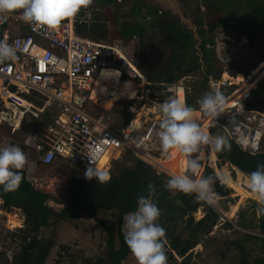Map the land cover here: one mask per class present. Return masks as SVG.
Here are the masks:
<instances>
[{
  "label": "trees",
  "instance_id": "16d2710c",
  "mask_svg": "<svg viewBox=\"0 0 264 264\" xmlns=\"http://www.w3.org/2000/svg\"><path fill=\"white\" fill-rule=\"evenodd\" d=\"M180 1L185 4L188 0ZM199 1L205 8L215 12H222L230 7L235 8V11L225 12L222 17L213 13L218 19L215 20V18L213 22L206 23L208 29L203 22H200L198 40L194 32L183 25L178 17L158 7H153L143 0H133L134 22L128 30L130 34L128 37L139 39L134 61L151 84H171L183 77H194L200 74L203 77L202 86L209 90L210 78L221 76L213 70V34L217 28L238 29L235 33L238 42L243 39L251 43L264 41V0ZM237 9H240L242 13H238ZM98 28L96 24L91 25L94 36L108 39L109 36L106 33L102 34L103 29ZM83 31L85 30L76 29L78 35L84 36ZM258 66V63H254L250 66V70L254 71ZM204 67L207 68L206 73L203 71ZM263 77L264 64L250 81L258 82ZM123 80L127 78L124 77ZM136 91V87L130 80L120 83L118 72L105 70L95 88L93 99L103 100L112 96L105 103L110 107L120 99L134 97ZM196 98L198 96L192 97L191 95L187 98V105L195 110L198 107L195 103ZM245 108L248 111L264 112V80L257 88L251 90L245 101ZM117 112L122 115V125L126 126L131 117L124 110H117ZM195 114L197 113L194 112ZM48 115L49 113H46L44 116L42 130L48 126ZM229 142L230 151H215L220 165L230 163L247 176L256 170L258 164H264V154L252 155L235 142L231 140ZM22 149L24 151L27 147ZM125 151L122 160L116 161V168L106 184L98 183L96 178L88 180L73 175L69 181L67 205L61 210L50 205L51 202L60 203L56 196L37 189L34 182L28 179L27 170L23 172V180L17 191L5 193L0 187L3 210L8 213L21 210L25 217L24 228L17 229L23 240L20 252L11 261L5 259L0 253V264H46L50 253L56 246V235L54 234L47 240L42 239V229L56 225L60 221L81 218L94 220L103 227L106 233L107 253L104 256L95 259L86 258L83 262L77 263L74 262L75 256L70 255L71 248L62 245V250L54 264H63L62 253L71 256L70 264H123L131 255L124 241L123 217L137 209V197L147 195L149 183L155 185L158 193L155 202L161 209L158 223L166 229L168 264H197L198 254L195 249L214 234L215 228L222 223V214L214 207H209L206 209L205 216L196 221L193 215L201 205V201L196 200L195 194L185 195L181 192L173 194L165 187L167 180L172 176L159 172L151 164L142 160L133 150L127 148ZM209 175L216 177L215 191L219 196H227L232 192L221 183L215 169L206 165L202 177ZM221 175L225 181L223 172ZM255 206L258 204L255 203ZM101 212L111 213V219L116 222V226H111L108 221L100 217ZM247 213L248 210L240 212V227L246 232L256 230L263 237L245 233L239 240H233L230 244L240 252L241 264H264V254L254 257L252 255L254 250L246 245L248 241H255L264 253V215L255 221L252 217L246 216ZM253 215L256 217V210ZM222 224L221 227L231 226L228 221ZM254 226L255 229H253Z\"/></svg>",
  "mask_w": 264,
  "mask_h": 264
},
{
  "label": "built area",
  "instance_id": "2783aa9c",
  "mask_svg": "<svg viewBox=\"0 0 264 264\" xmlns=\"http://www.w3.org/2000/svg\"><path fill=\"white\" fill-rule=\"evenodd\" d=\"M21 30L27 33L15 35ZM35 38L48 42L61 54ZM5 39L9 44H18V51L14 59L0 64V102L21 109V114L35 109L23 95L36 101L48 98L57 102L61 114L54 117L56 126L50 127L51 148L44 152L42 164L52 166L58 158L66 159L76 171H84L83 179L90 167L103 171V160L125 148L145 161L149 156L156 158L154 153L160 149L157 132L162 119L159 104L169 97L183 99L187 104L192 90L186 86L191 77L171 84H151L134 57L126 55L113 41L78 35L74 21H64L54 31L33 30L19 13L10 14L0 24V40ZM104 70L118 72L119 82L125 77L135 84L136 95L120 109L131 117L126 126L116 127L112 114L115 104L109 114L90 111L92 105L99 106L101 101H95L93 93ZM243 82L228 75L211 77L209 91L219 90L226 98L223 112L213 118L200 111L198 104L194 112L199 114L197 122L211 134L217 131L252 155L264 154V112L246 110L245 101L252 88L248 81ZM118 115L123 122L122 115ZM144 144L149 146L148 150L143 148ZM38 147L43 151V147ZM198 155L199 160H205L207 149ZM151 165L159 172L167 171Z\"/></svg>",
  "mask_w": 264,
  "mask_h": 264
},
{
  "label": "rangeland",
  "instance_id": "374dc122",
  "mask_svg": "<svg viewBox=\"0 0 264 264\" xmlns=\"http://www.w3.org/2000/svg\"><path fill=\"white\" fill-rule=\"evenodd\" d=\"M132 6L133 0H94V3L89 9L81 10V12L77 15L74 20L75 29H87L88 27H85V25L89 26L88 22L92 25L96 24V26H99L98 29H100V27L103 29L102 32L104 33L102 34L106 33V35L109 36L108 39H105L106 41H113V43L126 55L134 57L139 44V39L138 37H128V35H130L128 30L134 22ZM181 8L184 17L189 21V23L185 26L190 31L194 32L195 37L198 40V26L200 22H203L205 27L208 29L209 27L206 26V23L213 22L215 18V20L218 19V17H215L213 13L222 17V14L225 12L231 13L235 11V8L230 7L227 10H222V12H215L212 9L205 8L203 3L199 0H188L185 4L181 2ZM237 11L238 13H242L240 9H237ZM237 31L238 29H233L232 27L229 29H215V33L213 34L214 45L212 47L214 54L213 70L217 74L220 73V75L235 77L239 82L244 80L243 83H245L248 81L247 85L253 90L258 87L261 81L264 80L263 77L258 82L250 81L254 75L259 72L262 64H264V41L251 43L248 42L247 39H243L241 42H238L235 37V33ZM93 33L94 32L92 30L87 32V34H90V38H96ZM39 40V38H35V41ZM40 43L44 44V41L40 40ZM254 63H258L259 68L257 67L256 70L251 71L250 66ZM203 71L206 73L207 68L204 67ZM202 80L203 77L198 74L191 77V79L186 82V86L191 87L192 89L190 95L192 97L198 96V98L195 99L196 104H198L197 101L200 100L205 93L209 92V90H206L202 86ZM108 98L110 97L99 101V106L95 104L92 105L90 111H96V113L98 112L101 114H109V109L113 104L110 107L105 104ZM127 101H129V98L118 100L115 103L112 114L114 116L113 121L116 127H120L122 125V122L118 119L121 116H119L116 111L118 109H124ZM39 102L46 106V112L52 116H56L57 111H59L57 102L49 100L48 98H42ZM98 108L100 110H98ZM38 113L39 112L35 109L31 108L30 111L25 114L19 113L17 116L13 115L11 119L9 118L8 120H3V122L9 123L0 125V147L7 145H18L20 148L28 146L32 147L30 151H28V149L24 150V152H27L26 154L30 161L29 177L38 189L56 196L60 203L52 202L51 205L57 210H61L67 205L66 200L69 181L74 175V169L68 163L63 161H57L53 166L45 167L39 163L38 157L35 158V155L33 156V148L38 133L36 131V121L32 118L36 116V118H40L41 116ZM194 118L196 120L199 118L198 113L194 115ZM158 147L160 149L158 152L154 153V157L162 159L168 153L163 152L160 144ZM126 149L127 148H125L124 151L113 153L110 158H105L102 162V164H105L103 171L111 175L116 168V161L122 160L121 158L126 152ZM170 152L171 153L168 159L155 161V165L164 169V166H168L171 168L169 170H172L171 172L174 174L186 172V157L175 151ZM163 153L165 155L161 156ZM141 159L143 160V158ZM147 159L148 161H144L149 164L153 163L148 157ZM199 161L200 168L196 176L193 178H196L197 176L202 177L205 166L210 165L215 169L221 183L232 190V192L227 196L221 197L217 194L219 199L217 205L214 206V208L223 216L221 222L225 223V221H228L231 226L221 227L220 225H223L221 223L215 228L214 234L195 249V252L198 254L196 262L197 264H241L240 252L233 245H231L230 242L233 240H239L245 233H251L256 236L263 237L261 234H258L256 230L246 232L239 225L240 212L242 210H248L246 216L249 218L252 217L255 221L262 216L256 215V217H254L253 215L254 210L258 207L255 206L257 200L248 188L247 176L240 172L236 167H233L230 163L220 165L221 163L215 155L214 150L207 149L206 159ZM166 172L168 171H165V173ZM222 172L224 174L225 181L221 177ZM168 173L170 177L171 175H174L170 172ZM189 175L191 174L189 173ZM200 204L201 205L198 207V210L193 215L196 221L201 220L206 214V209L212 207L203 201H201ZM15 212L16 211H14V213ZM110 214L111 213L101 212L100 217L108 221L111 226H116V222L111 219ZM65 222L66 223L63 224V228L60 229V236L61 239L65 237L63 242H66L67 244L63 245L71 248L70 255L72 254L75 256L74 262L81 263L86 258L95 259L99 256H104L107 253L105 244L106 233L99 223L87 218ZM10 224L13 227L19 226L13 221V217H10ZM255 228L256 227L254 226L253 229ZM53 233L54 230L52 228L47 230L48 239L53 236ZM47 234L45 233L44 236ZM0 241L1 256L9 261H11L14 256L20 252L23 244V240L17 229L11 230L8 227L0 229ZM246 245L248 248L254 250L252 254L254 257L264 254L255 241H248ZM61 247L62 245H59V248L53 249L46 264H54L56 262L59 257V253L62 250ZM62 256L64 257L62 259L63 264H70L72 262L71 256L64 255L63 253ZM123 264H137V261L131 254L123 262Z\"/></svg>",
  "mask_w": 264,
  "mask_h": 264
},
{
  "label": "clouds",
  "instance_id": "9594fccd",
  "mask_svg": "<svg viewBox=\"0 0 264 264\" xmlns=\"http://www.w3.org/2000/svg\"><path fill=\"white\" fill-rule=\"evenodd\" d=\"M94 0H0V24L6 22L10 14L19 13L20 18L36 29L54 31L65 20L74 21L81 10H87ZM18 44H9L0 40V64L16 57ZM200 111L216 118L223 112L225 96L219 90L205 93L197 101ZM162 119L157 136L164 153L175 151L186 157L187 171L173 175L165 187L175 194H195L197 201L216 206L218 195L214 191L216 177H196L200 168L198 154L205 149L216 152L230 151L229 140L219 134L205 131L194 118L195 109L182 99L169 97L159 104ZM195 154V158H194ZM30 165L27 154L18 145L0 147V187L5 193L19 189L23 172ZM189 173L191 175H189ZM85 177L96 178L98 183L106 184L110 180L107 172L89 168ZM248 188L254 194L258 207L256 214L264 215V164H258L255 171L247 174ZM158 198L153 183L147 186V195H138V207L123 217L124 241L137 264H168L166 229L158 221L161 209L155 202Z\"/></svg>",
  "mask_w": 264,
  "mask_h": 264
},
{
  "label": "crops",
  "instance_id": "0c3cea01",
  "mask_svg": "<svg viewBox=\"0 0 264 264\" xmlns=\"http://www.w3.org/2000/svg\"><path fill=\"white\" fill-rule=\"evenodd\" d=\"M88 24H89V26H86V27H88L87 29H84L85 31H83V34H84V37L85 38H90L91 36H90V34H87V32L88 31H90L91 30V25L92 24H90L89 22H88ZM18 29H21V28H18ZM16 34L15 35H18V34H20V33H22V35H25L27 32H26V30H21V32H18V31H16L15 32ZM14 35V36H15ZM47 43V44H46ZM44 45L45 46H47V47H49L50 49H52V50H54V51H56V52H58V53H60L61 54V52L59 51V50H57V48H55V47H53L51 44H49L48 42H46V41H44ZM127 80H129V79H127ZM127 80H122L120 83H124L125 81H127ZM133 84H134V82L132 81V80H130ZM134 86H135V84H134ZM23 97L25 98V99H27L28 101H29V103H32V105H34L35 106V110L37 111V112H39L38 114L41 116L40 118H36V117H34V118H32V119H34L36 122H35V124H36V127H37V129H36V131H37V139L35 140V144H34V148H33V156L35 155V158H37L38 157V159H39V163L42 165V166H45V165H43L42 164V157H43V154H44V152L46 151V150H48V149H50L51 148V144H50V140H49V130H50V127H52V126H56L55 125V122H54V117L55 116H52V115H48V119H49V122H47V124H48V126H47V128H45L44 130H42L43 129V127H42V123H43V121L45 120V114L46 113H48V112H46V106L43 104V103H41V102H39V101H36L34 98H32L31 96H29V95H23ZM120 100H122V99H120ZM117 102V101H116ZM116 102H114L113 104H115ZM41 104V105H40ZM58 104V103H57ZM58 107H59V105H58ZM119 110V109H118ZM21 112H22V110L21 109H19V108H16V107H11V106H7V105H5L3 102H0V125H3V124H8L9 122H3V120H8L9 118L11 119V117H13V115L14 116H17V114H21ZM117 112V111H116ZM61 114V110H60V107H59V111H57V113H56V117L58 116L59 117V115ZM119 114V113H118ZM123 123V122H122ZM122 127H123V125H121ZM120 126V127H121ZM47 144H48V146H47ZM50 144V145H49ZM38 146H41V147H43V151H41V150H39L38 148ZM29 147V148H28ZM27 147V149H28V151H30L31 149H32V147L31 146H28ZM31 147V148H30ZM22 149V148H21ZM215 152V151H214ZM216 155V154H215ZM57 161H60V162H66V163H68L69 165H70V163H69V161H67L66 159H63V158H58V160ZM56 161V162H57ZM55 162V163H56ZM54 163V164H55ZM53 164V165H54ZM52 165V166H53ZM71 166V165H70ZM29 167H30V165L27 167V177H28V179L29 180H31L30 179V177H29ZM45 167H51V166H45ZM72 167V166H71ZM73 168V167H72ZM74 169V168H73ZM74 171V175H76V176H78L79 178H81V179H83L82 178V176L84 175V171H82V170H80V171H76L75 169L73 170ZM110 176V178H111V175H109ZM72 178V177H71ZM71 180V179H70ZM32 181V180H31ZM37 188V187H36ZM38 189V188H37ZM39 190H41V189H39ZM49 193V192H48ZM52 203V202H51ZM2 204H3V202H2V200L0 199V229H4V227H8V228H10L11 230H13V229H22V228H24V224H25V217L23 216V214L21 213V210H15L16 212L14 213V211L12 212V213H8V212H6V211H4L3 210V208H2ZM51 205V204H50ZM52 206V205H51ZM18 212V213H17ZM10 217H13V221L15 222V223H17L19 226H16V227H13L11 224H10ZM64 223H66L65 221H60V222H58L56 225H50L49 227H45V228H43L42 229V231H41V237H42V239H48V234H47V230L48 229H50V228H52L53 230H54V233H53V235L55 234L56 235V237L57 238H55V242H56V246L54 247V249H57V248H59V245H63V244H67L66 242H63V240L65 239V237H63V239H61V236H60V233H61V231H60V229H62L63 228V224ZM3 227V228H2ZM47 234V235H45L44 236V234ZM53 237V236H52ZM51 237V238H52ZM1 242V241H0ZM0 248H1V243H0ZM98 248V247H97ZM104 248V247H103ZM53 251V250H52ZM132 254V253H131Z\"/></svg>",
  "mask_w": 264,
  "mask_h": 264
},
{
  "label": "water",
  "instance_id": "95a60500",
  "mask_svg": "<svg viewBox=\"0 0 264 264\" xmlns=\"http://www.w3.org/2000/svg\"><path fill=\"white\" fill-rule=\"evenodd\" d=\"M143 1L153 7H158L165 12L171 13L172 16L178 17L183 25H187L189 23V21L183 15L180 0H143ZM217 134H219L217 131L213 133V135H217Z\"/></svg>",
  "mask_w": 264,
  "mask_h": 264
},
{
  "label": "bare ground",
  "instance_id": "6f19581e",
  "mask_svg": "<svg viewBox=\"0 0 264 264\" xmlns=\"http://www.w3.org/2000/svg\"><path fill=\"white\" fill-rule=\"evenodd\" d=\"M105 71V70H104ZM100 79V78H99ZM240 80V79H239ZM99 81V80H98ZM205 130V129H204ZM205 131H207V130H205ZM143 148H145V150H148L149 149V146L148 145H146V144H144L143 145ZM150 160H152V162H153V164H155V161H162V160H166V159H168V158H166V159H155V158H153V157H148ZM104 161V160H103ZM162 165V164H161ZM165 167V169L168 171V172H170V173H172V174H174L173 172H171L169 169H171L170 167H168V166H164ZM174 175H176V174H174Z\"/></svg>",
  "mask_w": 264,
  "mask_h": 264
}]
</instances>
